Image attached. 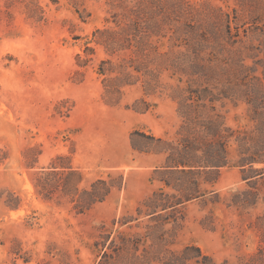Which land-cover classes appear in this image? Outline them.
Instances as JSON below:
<instances>
[{
  "label": "rangeland",
  "instance_id": "374dc122",
  "mask_svg": "<svg viewBox=\"0 0 264 264\" xmlns=\"http://www.w3.org/2000/svg\"><path fill=\"white\" fill-rule=\"evenodd\" d=\"M192 2L264 31V0ZM107 16L106 0H0V264H99L109 232L156 191L175 196L167 213L176 219L168 225L176 226V247L198 245L217 263L250 260L264 246V202L232 203L251 188L241 170H166L182 122L172 90L147 93L138 81L119 103L106 101L98 65L123 55L108 54L93 36ZM262 40L259 33L249 42ZM219 109L233 127L246 113L229 100ZM56 161L83 173L81 191L98 179L118 186L80 212L36 186Z\"/></svg>",
  "mask_w": 264,
  "mask_h": 264
},
{
  "label": "trees",
  "instance_id": "16d2710c",
  "mask_svg": "<svg viewBox=\"0 0 264 264\" xmlns=\"http://www.w3.org/2000/svg\"><path fill=\"white\" fill-rule=\"evenodd\" d=\"M106 3V24L93 36L108 54L123 53L98 65L106 101L119 103L125 89L138 81H143L147 93L168 86L182 122L179 137L169 142L166 170L210 175L239 168L251 188L232 203L248 208L264 202V31L235 26L230 18L219 17L218 13L225 14L220 7L204 12L192 0ZM259 33L263 39L259 44L249 42ZM165 75L173 84L164 83ZM228 100L246 107L244 115H237L236 127L227 124L219 109ZM49 169L37 175L39 192L49 198L58 194L80 212L105 201L118 186L98 179L90 190L81 191L83 173L71 163L56 161ZM174 197L156 191L140 203L136 215L120 220L108 234L109 243H102L99 264H264V246L250 260L236 263H217L195 244L176 247V226H168L176 219L167 213L175 209ZM260 224L264 229V215Z\"/></svg>",
  "mask_w": 264,
  "mask_h": 264
}]
</instances>
